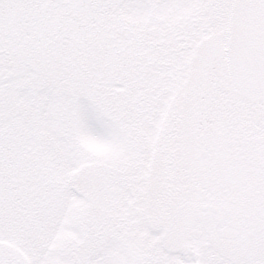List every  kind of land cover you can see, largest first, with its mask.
Here are the masks:
<instances>
[{"label": "snow or ice", "instance_id": "obj_1", "mask_svg": "<svg viewBox=\"0 0 264 264\" xmlns=\"http://www.w3.org/2000/svg\"><path fill=\"white\" fill-rule=\"evenodd\" d=\"M0 264H264V0H0Z\"/></svg>", "mask_w": 264, "mask_h": 264}]
</instances>
